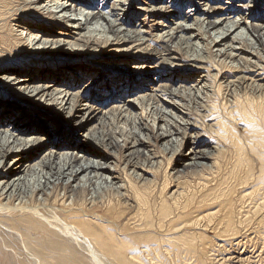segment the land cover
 Masks as SVG:
<instances>
[{"label": "bare ground", "instance_id": "6f19581e", "mask_svg": "<svg viewBox=\"0 0 264 264\" xmlns=\"http://www.w3.org/2000/svg\"><path fill=\"white\" fill-rule=\"evenodd\" d=\"M187 1L193 8L189 13L192 15L182 19L178 18L175 3L168 0H153L154 5L147 7L140 5L141 7L136 9L146 15H158L161 19L154 24L156 42L159 44L157 47L160 48L152 50L144 48L149 42V31L147 32L146 27L143 26L145 20L144 22L141 20L143 24L135 26L132 25L134 20L126 22L130 12L132 16H136L131 10L133 0H101L100 2L98 0H4L1 2L0 0V22H7L14 17L11 22H17V34L23 39V45L25 44L32 53L45 54L44 58L40 59L41 63H39L40 60L34 59L28 63L18 61L21 63L16 65L13 61L8 65L0 66V87H2L0 96V228L7 227L9 232H14V237L15 233L22 230L21 234L19 233V245L28 254V264H44V260L40 258L41 251L44 250H54L55 253L79 252L90 257L91 264H147L138 256L140 252H146L148 255L155 253L159 264H168L166 257H172L173 254L176 258L184 254L185 260H191L195 264H207L209 259L214 258L210 257L209 253H214L217 249L224 250L223 245L229 241V238L240 237L239 233L243 229L249 228L251 233L260 237L264 236V205L263 208L260 205L257 206L253 217L246 216L241 220L230 196L232 189L228 191L226 189V192L219 190L213 194L210 192L211 196L208 199L220 202L223 208L218 213L204 214L202 218L186 220L182 212L186 207L178 204L177 198L173 200L176 201V208L180 211L178 215L171 210V207L166 206L168 203L164 206L166 200H162L160 217L161 221H164L157 226L161 229H166L167 226L168 229L165 231L169 233L167 239L160 241L159 244L156 242L157 239L155 240L156 247L153 242L150 243L152 238L150 234H145L147 231L145 227L153 226L144 223L141 229L136 226L134 230L135 227H133L134 231L131 229L130 233L128 228L117 227L116 222H120L118 220L121 216L114 213L108 217L95 211L97 197L95 193H92L94 190L99 186L120 190L123 189L124 183L117 174L116 167L109 163L108 155L91 149L89 144H100L96 137L102 126L111 121L122 120L130 126L131 134H133L131 137L135 139V143L129 148L130 154L140 152L146 147L150 136L147 133L151 131L147 118L155 115L151 123L153 132L155 131L157 138L163 141L165 147L175 146L180 141L181 126L183 129L190 125L186 120L187 113L183 111L186 106L183 99L187 95L201 96L203 92L210 89V74L204 65L207 63L204 56L206 37L211 38L215 57L243 71L242 76L237 79L224 78L227 89L233 93L236 89L251 83L257 93L264 90V76H260L261 73H257V70L253 71L254 66H257V62L260 61H254L251 53L244 54L243 43L239 44L237 41L242 40L252 44L255 37L259 40L257 42L264 46V22L260 25L247 22L250 19L249 14L246 13L248 10H245L248 8V3L245 2L247 6H244L240 4L242 0H227L225 5L228 7L223 8L212 7L210 4L218 0ZM11 4H17V8L8 9ZM239 9L244 10L245 13ZM19 10H22L23 15L39 14L43 20L36 21L23 17L17 21L16 12ZM226 12L239 16L228 17ZM167 15L178 19L168 24L165 21ZM8 25L12 27L11 23ZM55 27L59 32L54 31ZM98 36H100L99 39L105 37L110 41L109 43H140V47H143L138 48L135 53L132 48L122 51L128 56L134 55V61L128 67L121 68L123 73L121 77L117 79H113L112 76L102 79L95 77L94 80L91 79L82 85L85 80L91 78L93 75L91 72L95 69L90 68L89 65H80L67 57H64V60H70L68 65L64 64L60 67L51 63L54 61V56H51L56 52L71 57L80 52L90 51L92 48L94 50ZM23 45L20 43V46H15L4 39L0 40V46L8 48L10 52L18 48L20 50L16 51H22ZM175 47L187 49L186 64H174L180 60V57L169 54ZM161 49L169 54L168 57L163 55L157 57L161 54L159 51ZM142 54L149 57L141 56ZM141 58L142 60L149 58V60L143 62ZM162 63H170V66H163ZM179 68H184V71L178 77ZM160 70L163 72L160 73ZM261 70L264 72V67L263 69L261 67ZM251 74L256 76L251 77ZM193 77L198 79L192 84ZM142 80L147 82L142 84ZM110 87H113L111 92ZM74 88L77 89L73 91ZM91 90H94L95 94L96 91L98 92L99 99H94L95 94L90 99L86 98ZM245 103L249 107L252 106L253 112L255 109L259 112L262 108L255 105L256 99L248 96ZM240 104L242 102L238 106ZM36 111L40 114L37 118L34 114ZM236 113L240 115L237 120L243 122L248 127L245 129L253 134L252 138L254 137L260 143L258 142V146L252 149V152L257 155L258 172L254 171V162L249 161L242 168L244 176L233 174L235 185L232 188L247 184L250 180L253 181L256 174H259L261 180H257L258 183L254 182L256 184L254 187L258 186L259 193L256 191L252 195L255 194L254 200L260 202L264 199V197L260 198L262 195L260 191H264V128L260 127L257 121L258 125H256L253 120L256 117L252 119L246 116L247 113ZM257 120H259L258 117ZM223 122L222 120L219 125ZM225 124L222 127H226ZM67 133L69 135L63 142ZM117 144L119 143L115 141L101 146L109 148ZM186 146V155L183 157L185 168L202 167V161L208 160L209 154L213 151L208 147L205 150L202 149V142L197 140V135L192 136ZM235 151L237 153V150ZM34 174L39 175L41 179L36 191L41 204H48L53 188L63 184L64 189H68L71 207L58 209L56 205L49 206L50 210L47 214L43 207L4 206L3 201L8 204L11 200L26 195L29 178ZM136 176L139 179L141 176L144 177L139 173ZM140 192L136 188L134 197L138 201L139 208L143 209L152 202L150 200L152 196L148 192L146 195L142 194L143 191ZM82 193L91 198L86 200L88 197L86 195L83 201H72L75 196L81 197ZM181 193L183 194L182 191ZM58 196L54 204L57 203ZM87 206L89 209L85 208ZM172 214H175V217H170ZM203 218L216 220L213 223L219 229L217 240L223 245L217 242L218 245L214 246L213 241L203 242V244L202 239L204 241L205 239L202 234L189 233L188 231L191 230L185 231L184 226L195 229L200 227L198 225ZM250 223H254L253 228ZM161 237L165 239V235ZM35 240L40 242L34 244ZM162 249L167 251L166 255ZM151 260H154V257ZM185 260L183 264L187 263Z\"/></svg>", "mask_w": 264, "mask_h": 264}, {"label": "rangeland", "instance_id": "374dc122", "mask_svg": "<svg viewBox=\"0 0 264 264\" xmlns=\"http://www.w3.org/2000/svg\"><path fill=\"white\" fill-rule=\"evenodd\" d=\"M2 1L4 0H1V2ZM100 1L101 0H98V2ZM168 1L175 3L177 12L179 14L178 18L182 19L187 15L189 16L192 15L189 13L190 10L193 8L190 7L187 0H168ZM242 1L243 2L240 4L244 6L245 5L247 6L246 3H248L247 6L248 8H246L245 10H248L246 13L249 14L250 19H248L247 22L256 25L263 24L264 0H242ZM226 2L227 0H218L217 2L214 3L212 2L210 4L212 5V7L225 8L228 7V5H225ZM152 3L153 0H133L131 10L135 12L136 16H132L130 12L128 18L126 19V22H130L134 20L132 25L135 26L137 24L139 25L143 24L145 20L143 26L146 27L147 32L149 31L148 32L149 42L144 46V48L146 47L152 50H156L155 48H160V47H157L159 46V44L156 42L154 24L155 21L158 22L161 19H159L158 15H154V14L146 15V13L136 10L141 6L147 7L149 5L151 6L154 5ZM10 6H8V9L12 10L17 8V4H11ZM239 10L241 12H244V10L242 9ZM16 14L18 15L16 17L18 18L17 21H19V19L20 18L22 19L23 17L24 18L27 17L30 18L31 20H36V21L43 20V17L39 14L29 13L28 15H23L22 10H19L18 12H16ZM226 14L228 15V17H232V18L239 16L237 14L230 15V12H226ZM165 17L166 20L163 18L162 20H165L168 24H171L173 20L175 21L176 19H178L171 17L170 15H167ZM13 19L14 17L8 19L7 21L8 23L4 21L0 22V29H2L0 30V40L4 39L15 46L16 45L20 46V43H22L23 45L24 41L17 34V27H18L17 22L12 23L11 21ZM141 20H143V22ZM9 23L12 24V27L11 25H8ZM2 26L4 28H1ZM57 29L58 28L55 27L54 31ZM57 32L59 31L57 30ZM99 37L100 36L97 37L96 48H94L95 51L92 48L90 51L80 52L72 55L71 57L56 52L54 53V55L51 56V57L54 56L53 58L55 62L51 61V63H54V65H58L60 67L64 64L68 65L70 63L69 62L70 60L69 59L64 60L65 59L64 57H67L70 58L72 61L75 60V62L79 63L80 65L82 64L87 66L89 65L90 68L95 69L91 72L93 74L91 75V78H89V80H85L82 83V85H84V83L90 81L91 79L94 80L95 77H100L101 79L108 76H112L113 79L114 78L117 79L121 77V75H123V73L121 72V68L128 67L134 61L133 59L134 55L128 56L127 53L122 51L127 48H132L133 53H135L138 50V48H143V47H140L141 45L140 43L137 44H124L118 42L109 43L110 41H108L105 37H101L100 39ZM206 38L208 42L205 41L206 51H204L205 52L204 56L206 57L207 63H205L204 65L206 66V71L210 74L209 85L211 90L208 89L207 91L203 92L201 96L187 95V97L183 99L184 103L186 104L183 111L187 113L186 120L189 122L190 125L183 129H181L183 126H181V128L179 127L181 130L179 137L180 141L177 144H175V146L173 147L168 146L169 148L165 147L163 141L157 138L155 131L153 132L151 123L152 121H154L155 115H152L150 118L149 117L147 118L151 130L147 133L148 136L152 135V137L149 136V140L146 143V147L142 148L140 152L133 153L132 155L130 154L131 151H129V148H131L132 144L135 143V139L132 138L133 134H131L132 129L130 128V126L128 124H125V121L122 120L111 121L109 124L102 126L99 133L97 134L98 136L96 137V139L98 140V142H100V144L99 143L89 144L92 147L91 149H96V151L104 155H108V157L110 158L109 163L112 166L114 165L116 167L117 169L116 172L121 177L122 182L124 183L123 189L120 190L108 188L106 186H99L96 190H94L92 193H95V196L97 197L95 211L101 215H106L108 217H111L114 213L117 214L118 216H121V219L118 220L120 222L119 223L116 222V224L118 225L116 226L117 227L120 226L121 228L122 227L128 228L130 233L133 229L135 230L137 227L139 229L141 226L144 225V223L153 226L151 228L145 226L144 227L147 228L145 234L148 233L150 234L149 236L152 237L150 243L153 242V245H155V247L157 245L156 243L154 244L155 240L157 239L156 242L159 244L160 241H164L167 239L166 237L167 234L169 233L168 231H165L168 229L166 224H165L166 229L164 228L161 229L160 227L158 228L157 226V224L159 225L160 222L164 221V220L161 221V217H160V210H161L160 206L162 200L164 201L166 200L164 206L168 203L166 206H169V208L171 207V210H173L174 213L178 215L180 211L177 210L176 201L173 200L177 198L176 199L178 200L177 203L183 207H186L184 210H182L186 220L191 218H202L204 217V214H207L209 212L210 213L220 212L223 208L222 204L220 202L217 203V201L208 199V197L211 196V194H213L214 192L216 193L219 190L226 192V189L227 191L232 189L230 192V196L232 198V201L236 205L235 206L236 213L238 217L241 218V220L244 219L246 216L253 217V212L254 211L256 212L257 208L259 207L258 205H260L261 208H263L262 206L264 205V199L260 201L261 203L256 202L254 200L255 194L252 195L253 192L255 193L256 191L259 193L258 186L254 187L256 185L255 183L259 182V181L257 182V180H261L259 174H256V177H254L253 181L250 180L249 183L247 184H243L236 188H232L235 185V181L233 179L235 178L234 175L237 174L238 176L241 175L244 176L245 174L242 173L243 172L242 168L249 161L252 160L254 162L255 164L254 171L255 173L258 172L257 155H255L252 152V149L258 146L257 144L259 141L258 140L256 141L254 137L252 138L253 134L249 130H246L248 127H246V125L243 122L241 121L239 122L237 120L238 116L240 117V115L237 114L236 112H240V114L247 113L246 116L247 117L249 116V118L252 119L256 117L253 120L255 122L256 121L259 122V126L260 127L263 126L262 128H264V121H262V119H264L263 117L264 90L257 93L256 91H254L253 84L251 83L248 84L249 86L245 85L243 88H241L242 90L236 89V91L233 93L232 91L227 89V84H226L227 82L224 81V78H226L227 80L228 79L232 80V78L237 79L238 77L242 76L243 71L238 70L237 67L232 66L231 64H229L230 65L229 66L228 63L222 62V60L215 57V53L213 52V48L211 44V38L208 37ZM253 39H254L252 41L253 46L247 41L244 42L242 40H237V41L239 42V44L243 43L242 46H243L244 54L251 53L252 57L254 58V61L255 60L260 61L257 62L256 64L257 66H254L255 70L253 71L256 72L257 70V73L260 72L261 73L260 76L263 77L264 72L263 70H261V67L262 69L264 67V46L260 45L259 44L260 42H257L259 41L257 38L254 37ZM23 47L24 48L22 51H16V50H20L18 48L15 49V51L10 52L8 51L9 50L8 48L6 49L3 46H0V66L5 64L8 65L10 62L13 61L16 65L20 64L23 61H25V63H28L30 61H34V59H38V60L43 59L45 56L44 53H40V54L32 53L25 44L23 45ZM159 51L161 54L157 55V57H161L162 55L163 57H168L167 55L169 54H173L174 56L180 57V60L178 62H175L174 64L179 63L180 65H184L187 62V57H188V54L186 52L187 49L175 47L171 49L172 52L169 54L164 52V50L162 49ZM141 56L149 57L146 56L145 54H142ZM147 60H149V58ZM147 60H142L141 58V61L143 62ZM41 62L42 61L40 60L39 63ZM162 64L163 66H170V63L168 64L162 63ZM183 71L184 68H179V70L177 71L178 77L179 75H181V73H183ZM162 72L163 71L160 70V73ZM248 72H246V74ZM254 72H250V73H254ZM254 76L256 75L251 74V77ZM197 79H198L197 77H193L192 84L197 82ZM146 82L147 81L145 80L141 81L142 84L143 83L145 84ZM75 89L77 88H74L73 91H75ZM109 91L110 92L113 91V87H110ZM1 92H2V87H0V96L2 95ZM94 92H95L94 90L93 91L91 90L90 93L86 95V98L90 99L91 97H93V95L95 94ZM97 94L98 92L96 91V94L94 96L95 100L99 99L97 98ZM247 96L249 98L256 99L257 104L255 105L256 106L258 105L259 107L261 106L263 109L262 108L259 109V112H257L258 109H255L254 112L255 111L256 112L254 113L252 111L253 109L251 108L252 106L249 107L245 103ZM237 99H239L238 101L242 102V104H240L239 106L238 104L241 102L236 101ZM236 108L238 109V111H235L237 110ZM228 110L233 112H230ZM228 112L230 113L231 116L229 115ZM34 114L36 115L35 116L36 118L39 117L40 115L38 111L34 112ZM255 114L256 115L259 114V115L256 116ZM257 117L259 120H257ZM260 118L262 119L260 120ZM222 120L224 122L219 125V123ZM257 122L256 125H258ZM223 124L227 126L222 127ZM173 128L175 129V127ZM248 131L250 133H248ZM247 133L250 136L247 135ZM195 134L197 135V140L202 142L203 145L202 149L205 150L208 147L211 150L213 149V151L209 154L208 160H205L204 162L202 161L203 163L202 167L185 168L183 166L184 165L183 157L186 155V147H187L186 145L192 136L196 137ZM67 135H69V133L65 134L63 142H65V137ZM115 141L119 143L117 144V146L113 145L109 148L107 146L106 148L101 146L108 144L109 142H115ZM93 143L95 142L93 141ZM234 149L237 150V153ZM138 173L144 175V177L141 176L140 179L139 177L136 178L137 177L136 174ZM29 179L30 181L26 187V195H23L21 198H16L14 200H11L8 204L5 203L6 201H3L4 206L7 207L20 206V207H30V208L43 207L45 208L47 214H49V210H50L49 206L56 205L58 209L67 208L70 206L69 203L71 202V198H69L68 189H64L65 186L63 184H58L55 188H53L54 190L52 191V195L49 196L50 200L48 204H44V203L41 204L38 201V194L36 193L37 188L39 187V183L41 181L40 176L34 174L31 175ZM208 184H210V186H208ZM225 185L226 187H224ZM222 186L224 189L222 188ZM136 188L141 192L143 191L144 193L142 192V194L146 195L148 192L149 195L152 196V198H150L152 202L148 204L150 207L144 206L143 207L144 210L139 208L138 201L134 197V191ZM88 190H89L88 194H90V189ZM181 191L183 192V194L181 193ZM210 192L211 194H209ZM260 193H262V195H260L261 196L260 198L262 199L264 197V191L261 190ZM167 194H169L170 196ZM247 194L248 195L251 194V195L248 196ZM86 195L87 194L84 195L82 193L81 197L75 196L72 201H78V202L83 201ZM56 196H58V199H57V203L54 204ZM172 196H174V198ZM90 198L91 197L88 196L86 197V200H89ZM85 208L89 209L88 206ZM175 214H172L170 217L172 216L175 217L174 216ZM202 220L203 221L200 222V225H198L200 227H196L195 229L190 226L187 227L184 226L185 231L191 230L188 232L189 233L192 232L195 234L199 232L200 234H202V237L206 241L205 242L202 239V243L203 242L208 243V241L209 242L213 241L214 246L216 244L218 245V243L219 245H223L217 240L219 229L218 226L217 225L215 226L214 224L216 220L214 219L215 222L212 219H206V218H203ZM123 223L125 224V226ZM127 223L129 225H127ZM250 224L249 227L251 226L253 228L254 223H250ZM36 226L40 227V225L38 224H36ZM19 231L22 232V230ZM21 232L19 233L21 234ZM13 233L11 231L9 232L7 230V227L6 228L4 227L3 229L0 228V264H28L29 261L27 256L28 254H26V252L23 251V249L19 245L20 235L17 232L18 235L17 233H15V237H14ZM239 234L240 237H236L234 239L229 238V241L225 243V245H223V247H225L224 250L223 248L219 250L216 248L218 252L216 251L214 253L213 252L209 253L211 254L210 257H214V258L209 259L207 262L211 264H245V263L264 264V236L260 237L254 233H251L249 228L247 230L243 229ZM164 235H165V239L161 237V236L164 237ZM39 242L40 240H35L34 244H37ZM165 246L169 247L167 245ZM168 250L172 251V249L169 248ZM41 252L42 254L40 258L44 260V264H91V260H90L91 258L82 255L79 252L65 251V252L55 253L54 250L53 251L44 250ZM163 252L164 255H166L167 251L166 252L163 251ZM140 253L141 254H139L138 256H140L142 262L144 263L146 262L147 264H157V263L159 264V260H157V258L155 257V253L153 254L152 252L151 255H148V253L146 254V252L145 253L140 252ZM162 255L160 256L163 257L164 255L163 256ZM183 255L178 256L177 258L175 254H173L172 257H166L168 258V264H183V261L186 258V256L184 255L185 256L184 257ZM147 257H149V259ZM153 257L154 260H151ZM233 257H235V259H233ZM185 263L195 264L191 260H185Z\"/></svg>", "mask_w": 264, "mask_h": 264}]
</instances>
